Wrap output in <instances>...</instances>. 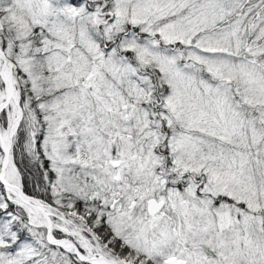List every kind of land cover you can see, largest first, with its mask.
<instances>
[{
    "label": "snow or ice",
    "instance_id": "6c2138e0",
    "mask_svg": "<svg viewBox=\"0 0 264 264\" xmlns=\"http://www.w3.org/2000/svg\"><path fill=\"white\" fill-rule=\"evenodd\" d=\"M0 264H264V0H0Z\"/></svg>",
    "mask_w": 264,
    "mask_h": 264
}]
</instances>
